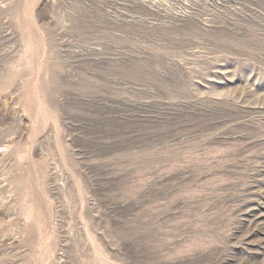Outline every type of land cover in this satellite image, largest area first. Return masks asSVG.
Segmentation results:
<instances>
[{"label":"rangeland","instance_id":"1","mask_svg":"<svg viewBox=\"0 0 264 264\" xmlns=\"http://www.w3.org/2000/svg\"><path fill=\"white\" fill-rule=\"evenodd\" d=\"M0 264H264V0H0Z\"/></svg>","mask_w":264,"mask_h":264}]
</instances>
